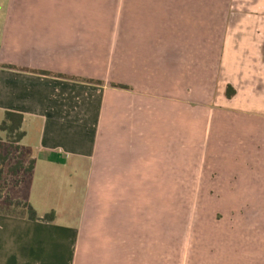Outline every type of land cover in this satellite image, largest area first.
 Wrapping results in <instances>:
<instances>
[{
    "label": "crops",
    "instance_id": "0c3cea01",
    "mask_svg": "<svg viewBox=\"0 0 264 264\" xmlns=\"http://www.w3.org/2000/svg\"><path fill=\"white\" fill-rule=\"evenodd\" d=\"M224 1L222 19H198L195 0H171L163 14L149 11L143 0L133 14V0H125L121 24L106 19L112 30L101 31L94 0H9L6 19H0V125L7 111L22 113V145L27 158L36 159L32 178L16 186L26 182L27 192L9 197L29 201L40 216L55 211L57 219L0 213V264L82 263L91 185L162 183L165 164L179 175L180 152L188 155L183 169L194 174L190 145L197 120L200 135L208 127L218 135L213 119L223 124L224 115L239 118V126L218 129L223 136L253 137L250 163H227L246 155L239 139H228L230 145L225 139L221 173L235 177L236 196L252 199L264 191V164L254 158L264 145V86L258 79L246 91L229 79L233 64L245 73L240 57L255 50L264 56V28L258 33L264 19H250V46H239L230 31L229 0ZM258 67L264 73V65ZM229 85L236 91L231 98ZM220 93L225 96L217 119L211 103ZM31 133L35 138L28 142ZM77 200L79 219L61 220L76 215Z\"/></svg>",
    "mask_w": 264,
    "mask_h": 264
},
{
    "label": "rangeland",
    "instance_id": "374dc122",
    "mask_svg": "<svg viewBox=\"0 0 264 264\" xmlns=\"http://www.w3.org/2000/svg\"><path fill=\"white\" fill-rule=\"evenodd\" d=\"M195 1L198 19H222L221 13L226 6L224 0ZM124 2L94 0L98 11L97 16L95 11L94 17L101 19V31L112 30V24L106 23V19H116V23L120 22L116 26L121 24ZM170 3L171 0H143L149 11L153 13L157 8L160 14ZM202 4L211 7L203 9L199 7ZM8 5L9 0H0V19H6ZM138 5L139 0H133V14ZM82 10L80 8L81 17ZM227 15L233 22V25L230 24L232 35L235 37L234 34H237L235 41L240 39L237 45L249 47L252 30L247 28L253 26L249 21L264 19V0H229ZM245 19H248L247 23H243ZM263 26L259 25L258 33H262ZM241 41H244L242 45ZM240 58L239 64H245V73L237 72V66L233 64L229 79L240 88L246 87L242 89L246 91L254 84L257 86L259 80L264 86V73L258 67L264 65V56H258L255 50L252 55L249 53ZM253 69L257 72L253 73ZM253 75L256 79H252ZM110 85L129 88V85L120 82H110ZM224 90L220 86L219 91ZM223 95L220 93L211 103L215 118L217 109L223 104ZM234 116L224 115L226 121L223 124L213 119L211 127L219 131L218 135H213L209 127L205 135H200L202 125L197 120V134L190 145L195 150L194 174L188 168L183 169L188 155L180 152L179 175L171 173L175 170L171 163H168L169 168L165 164L162 183L91 185L88 215L81 232L83 259L80 264H264V186L260 188L263 192L258 190L259 195L255 193L256 197L252 199L242 198L246 195L244 193L236 196L232 193L236 186L235 177L226 178L220 169V152L225 139L227 142L228 139H239L238 145L246 155L243 160L234 158L226 160L227 163H250L247 151H251L250 140L253 137L247 134L223 136L218 129L221 126H239L241 121L237 122L239 118L234 119ZM3 138L7 139L6 134ZM34 138V133H31L28 142ZM254 158L264 164L263 144L260 154ZM15 162L12 156L10 165ZM14 179V176L8 177L9 181ZM83 186V183L78 186V195H82ZM27 187L26 182L19 187L8 186L5 196H23ZM243 190L246 192V187ZM80 200L76 201V215L69 219L66 214L61 220L79 219L82 210Z\"/></svg>",
    "mask_w": 264,
    "mask_h": 264
},
{
    "label": "trees",
    "instance_id": "16d2710c",
    "mask_svg": "<svg viewBox=\"0 0 264 264\" xmlns=\"http://www.w3.org/2000/svg\"><path fill=\"white\" fill-rule=\"evenodd\" d=\"M42 73L51 74L45 71H42ZM97 83H101V81H97ZM235 93V89L229 85L227 96L231 98ZM23 124L24 115L22 113L7 111L0 125V130L7 137L6 140L0 137V213L31 220L54 222L57 219L55 211L40 216L29 201L13 200L9 196H5V190L8 186H18L20 183L32 178L34 174L36 159H28L26 148L22 145V140L27 135L23 129ZM12 156L16 161L14 165L9 163ZM9 176H14L15 179L9 181Z\"/></svg>",
    "mask_w": 264,
    "mask_h": 264
}]
</instances>
